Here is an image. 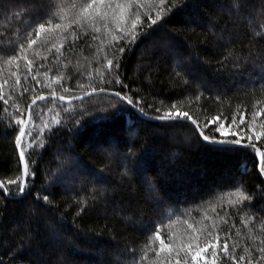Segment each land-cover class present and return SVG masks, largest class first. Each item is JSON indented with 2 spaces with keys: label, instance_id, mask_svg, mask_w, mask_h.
Segmentation results:
<instances>
[{
  "label": "trees",
  "instance_id": "16d2710c",
  "mask_svg": "<svg viewBox=\"0 0 264 264\" xmlns=\"http://www.w3.org/2000/svg\"><path fill=\"white\" fill-rule=\"evenodd\" d=\"M85 2L0 0V85L8 80L0 89L8 100H0V182L23 178L13 122L25 119L36 97L55 92L75 98L102 88L135 101L108 92L37 101L22 138L34 175L21 194L15 185L0 190V264H155V251H146L159 248L153 226L166 242L171 234L170 242L180 244L193 234L189 223L197 235L204 228L212 232L213 243L221 237L218 253L226 238L237 260L249 248L255 261L264 240L259 156L204 141L190 120L156 117L188 112L203 128L214 117L231 124L235 116L225 131L243 128L241 135L256 142L249 128L259 131L264 123V115L252 119L264 107V0H165L163 6L115 0L130 5L124 19L109 12L107 21H81L78 28L71 21ZM54 4L65 9V19L53 25L70 26L44 42L47 33L37 39L35 26ZM136 13L143 30L130 43L141 32L131 27ZM157 15L162 18L148 27L147 17ZM27 39L37 43L20 54L19 69L6 65L14 46L27 49ZM24 54L33 61L30 74ZM11 72L21 77L19 86ZM216 126L204 134L219 139ZM256 143L264 151V139ZM237 189L249 199L237 203ZM204 242L200 235L196 243ZM217 264L232 262L220 253Z\"/></svg>",
  "mask_w": 264,
  "mask_h": 264
},
{
  "label": "snow or ice",
  "instance_id": "6c2138e0",
  "mask_svg": "<svg viewBox=\"0 0 264 264\" xmlns=\"http://www.w3.org/2000/svg\"><path fill=\"white\" fill-rule=\"evenodd\" d=\"M159 4L163 6L165 4V0H159ZM101 5L104 6L105 11L101 12L100 7ZM77 5L74 3L72 5L73 9H76ZM130 5H125L123 3L115 2V0H87V2L82 3V5L79 7L78 11H76L74 18L72 19L71 23L76 25L78 28H82L83 25L81 21L91 22L93 25L97 20L100 21H107L109 18V12H111V15L113 17L117 16L118 12V18L124 19L125 12L128 10ZM170 10V9H169ZM65 9L60 6L59 4H54L50 7L49 15L47 16L45 22H38L35 26V35L37 39L41 37L42 34L47 33L44 42H47L48 40H51L55 37L57 30L61 29H67L70 25H64L62 23H55L53 25V20L59 19L60 21H63L65 19V16L62 14L64 13ZM161 11H163V8H161ZM162 17L160 15H157L155 19H152L151 16H148L147 19L149 20L148 27L151 25H154L160 20ZM47 25V27H46ZM142 25L143 20L139 13H136L135 19L132 20L131 27L133 30L137 29L138 27H141V32H136L132 39L129 41L135 42L136 39L139 38V36L142 34ZM106 26V25H105ZM32 25H29V28H31ZM96 31H99V28H96ZM123 31V29H121ZM32 35V32H28V36L30 37ZM122 38V37H121ZM119 39V38H118ZM37 43L36 39H27V49L25 48L24 44L16 45L12 48V51L16 54L9 55L7 60L4 61L6 65H13L15 64L17 69H19V64L17 63L18 58L20 57L21 53H26L28 49H31L35 44ZM10 44H14V42H10ZM55 47V45H53ZM63 47V45H61ZM56 51L59 52L60 49L56 48ZM120 51H124V49H120ZM23 60L26 62V68L28 73L30 74L32 71V65L33 61L29 60L27 55L24 54L22 56ZM109 70H111V67L114 64L113 60L107 61ZM116 66L118 67V62H116ZM11 76L15 77V84L17 86L20 85L21 77L17 75L16 72H11ZM25 80L28 79V76L24 77ZM33 80L36 81V85L39 86L40 81L33 76ZM117 82H119L117 80ZM56 83H61V80L57 79ZM8 84V80H4L3 84L0 85V89H2L5 85ZM51 87V85H48ZM79 87H84V85H79ZM35 90V89H33ZM65 92L68 91L67 88L64 89ZM97 89L93 88L91 92L86 93V95H94L96 93ZM99 91L103 92L105 89H99ZM28 92L27 88L23 89V92L20 93L23 95V93ZM53 98L59 99L61 101H65L64 96H56L55 92H53ZM117 97H119L122 101L126 100L128 104H133L135 101L127 99L125 96H122L120 92L114 93ZM48 97L44 95H40L32 100L31 104L28 105V118H31L32 115V109L36 105L37 101L39 100H45ZM83 97H80L82 99ZM0 100L4 102V104H8V100L5 99V94L0 91ZM257 103H260L257 101ZM175 107V105H173ZM6 110V109H5ZM19 110V109H18ZM159 112V109H157ZM264 115V107L259 108L257 111H254L252 113V119L256 120L258 117ZM23 116V114H21ZM160 120H176V119H187L190 120L193 125L196 126L197 129L200 130V135L202 139L206 142L212 143V144H220V145H230L231 147L226 150H237L240 148H245L251 150L254 154H257L260 157V165L259 170L262 174H264V151H261L259 147H257V143L264 139V123H261L259 125V131H257L255 128L251 127L249 128V131H251L255 136V141H253L252 135H241L242 132H244L243 128H240L239 132H231V131H225L226 126L230 129L233 125H235V116L232 117V123L227 124V121L220 122L221 118L219 116L214 117L213 119L207 121L203 128L197 123L196 120L192 119V117L189 115L188 112H180L177 111L173 113L172 111H167L159 116L156 117ZM28 121L24 118H19L14 120V124L18 127V135L15 138V143L17 147L20 149L18 155L19 160L23 162L22 167V176L23 179H15V180H8L5 183L0 182V190H3L5 193L9 192V186L15 185L16 194H20L26 191L28 186V181L34 173L30 170V164L28 160L26 159V150L23 147V141L22 138L26 135L25 128L19 127L20 125H25ZM245 123V116L243 113L240 115V124L243 125ZM215 127V133L219 134V139L217 137H209L208 135L204 134V128H209L211 125H217ZM246 141V142H245ZM35 144V141H33V144H30L29 147H32ZM237 193L239 196V199L236 201L237 203H242L243 201L249 199L248 196L244 194L242 189H237ZM43 199L47 201L48 197L44 196ZM187 223V221H185ZM248 221H245V224L247 225ZM155 237L154 239L159 241V248L158 249H146L148 250H154L156 255V262L155 264H172V260L175 257V264H189V257L191 260V264H217V260L220 259V253L223 254V256L227 259H230L232 264H245V261L247 260V264H261V261H264V240H261V247L259 249H256V251L259 253L256 260L254 261L252 259V250L249 248H245L244 252L246 255H241L239 259L237 260V257L233 254H230L228 252L229 244L227 242V239L225 238V242L223 243L222 248L220 249V253H218L217 249L220 246V239L221 237L219 235L215 236V243L212 242L213 234L212 232H209L206 230V228L200 230V235L204 236V246L200 247L199 243H196L200 239V235L195 234L196 229L193 228L192 224H187L188 229L193 230V234L188 237L189 243L181 242L180 244H174L171 243L173 237L171 234L167 236V240L169 242H166V239L162 237L161 232L159 229L155 228ZM213 229L217 227L216 224L212 225ZM238 235V233H237ZM253 240L257 239V237H252ZM238 247V245L233 246V253L235 252V248ZM195 249V250H194ZM206 253H210V257L206 256ZM181 254H183L181 258Z\"/></svg>",
  "mask_w": 264,
  "mask_h": 264
},
{
  "label": "water",
  "instance_id": "95a60500",
  "mask_svg": "<svg viewBox=\"0 0 264 264\" xmlns=\"http://www.w3.org/2000/svg\"><path fill=\"white\" fill-rule=\"evenodd\" d=\"M98 92H101V91H96V93H98ZM103 92H108V91H103ZM108 93H112V94H114V92H108ZM44 96H51V97H53L52 94H50V95H44ZM56 96H58V95H56ZM86 96H89V95L84 94V95H81V96H78V97H75V98H66V97H65V102L74 101V100L80 99V97H83V98H84V97H86ZM30 104H31V103H30ZM27 113H28V108H27L26 115H25V119L28 121L29 118H28ZM27 123H28V122H27ZM27 123H26L25 125H22V127L26 128ZM19 151H20V149L18 148V153H19ZM259 158H260V157H259ZM21 165H22V167H23V162H22V161H21ZM22 179H23V178H22ZM20 194H21V193H20Z\"/></svg>",
  "mask_w": 264,
  "mask_h": 264
},
{
  "label": "rangeland",
  "instance_id": "374dc122",
  "mask_svg": "<svg viewBox=\"0 0 264 264\" xmlns=\"http://www.w3.org/2000/svg\"><path fill=\"white\" fill-rule=\"evenodd\" d=\"M227 132V131H226Z\"/></svg>",
  "mask_w": 264,
  "mask_h": 264
}]
</instances>
